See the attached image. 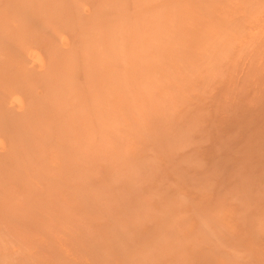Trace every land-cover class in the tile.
Instances as JSON below:
<instances>
[{
	"label": "bare ground",
	"instance_id": "1",
	"mask_svg": "<svg viewBox=\"0 0 264 264\" xmlns=\"http://www.w3.org/2000/svg\"><path fill=\"white\" fill-rule=\"evenodd\" d=\"M9 2L0 8V264H264L262 131L261 144L244 137L260 145L250 148L255 170L247 147L231 145L244 139L239 123L226 144L238 153L221 137L264 84V0ZM256 98L246 105L264 104ZM211 139L226 153L214 141L206 151ZM204 150L224 167L207 168ZM233 153L260 174L257 185L241 165L228 173ZM94 165L108 169L97 189ZM236 176L242 189L222 193ZM32 189L57 201L36 200L44 208L34 201L31 213L48 238L20 221L33 220ZM29 230L52 240L36 243Z\"/></svg>",
	"mask_w": 264,
	"mask_h": 264
},
{
	"label": "rangeland",
	"instance_id": "2",
	"mask_svg": "<svg viewBox=\"0 0 264 264\" xmlns=\"http://www.w3.org/2000/svg\"><path fill=\"white\" fill-rule=\"evenodd\" d=\"M4 1H7V2H4ZM9 1H11V0H0V8H1V7H2V8H5V7H3V4H4V6H7L8 4H11V2H9ZM8 2H9V3H8ZM1 3H2V6H1ZM5 4H6V5H5ZM2 17H3V16H2ZM0 18H1V17H0ZM3 18H4V17H3ZM0 20H1V19H0ZM0 22H1V21H0ZM1 23L4 24V20H2ZM1 23H0V26H2ZM263 77H264V76H263ZM260 78L262 79L261 76H260ZM257 80H258V79H257ZM257 80H256V81H257ZM253 82H254V81H253ZM253 82H252V83H253ZM257 82H260V79H259V81H257ZM262 82L264 83V78L262 79ZM256 84H257V83H255V85L252 84V86L254 85L253 87H256V86L258 85V84H257V85H256ZM250 85H251V84H250ZM260 85H262V83L258 85L259 87H261V88L259 89V91L261 90V92H259V95H257V94H258V92H257V94H256V95H257V98H256L255 96L252 97V96H253V93H254V95H255V93H256V90H254L255 92H253V89H257V88H253L252 86H251V87H252L253 89L250 87L252 90L250 89L251 91H249V92H247V91L244 92L243 95L246 94V95L248 96V94H250L251 92H253V93H251L252 95H249V97L253 98V100H254V98H256V101L259 100L258 98H260L261 95H263V97H264V94H263V92H264L263 90H264V89L262 90V87L264 88V86H263L264 84H263L262 86H260ZM220 89H221V88H220ZM257 90H258V89H257ZM218 91H219V90H218ZM225 91H227V90H226L225 87H223V89H221V91H220L221 93H220V92H219V93L216 92V93H217L218 96H219V94H220V95H221V94L223 95L224 93H226ZM262 91H263V92H262ZM22 93L25 94V92H22ZM80 93H83V92H80ZM85 93H87V92H85ZM260 93H262V94H260ZM217 94H215V95H217ZM222 95H221V96H222ZM243 95L241 94V96H243ZM246 95H245V96H246ZM218 96H217V97H218ZM223 96H224V95H223ZM258 96H260V97H258ZM243 97H244V96H243ZM243 97H242V99H241V97H240L239 99L242 101L243 99H245V98H243ZM247 98H248V97H247ZM247 98H246V99H247ZM251 98L245 100V102H247L248 100H250V103H251V100H252ZM260 100H261V99H260ZM238 101H239V100H238ZM241 101H239L240 104H241ZM243 101H244V100H243ZM243 101H242L243 106H239V107H243V109L237 107L238 110H239L240 112L242 111V113H239V115H238V113H237V112H239L238 110H237V111L234 110V111H233L234 113L232 112L230 118H231L232 116H234V115H235V116H234V118L232 117L231 120H230L229 122L226 120L227 122L224 124L225 126L223 125V127H224V129H225L224 132H223V130H222L223 134H224V133H226V134H224L225 136L223 135V136H221V137H223V138L225 137V138H224V140H225L226 137L228 138V136H229L228 133L232 134V135L234 136V138H235V136H239V135L241 136L242 134H243V135L245 134L246 136H243V135H242V137L239 136V137H237V138L239 139V138L247 137V139H248V137L250 138V136H252L253 138L256 137V138H255V139H256V143H255V141H253V144L255 143L254 145H256V144H258V143L261 144V141H262L261 137L264 138V135H263V134H264V132H263V131H264V129H263V128H264V124H263L264 122H263L262 124H261V122H262L264 119L261 120V122H259V118L261 117V119H262V118L264 117V115H263V114H264V109H263L264 104L262 103V102H264V99H262V101H258V104L260 105V104L262 103L261 105H263V106H261V105L258 106L257 104L254 105V103L251 104V105H253L254 107L257 106V107L255 108V111H254V109H253L254 107H251V106H250V108H252V109H250V108H249V105H246V104H248V102L245 103V102H243ZM239 102H238V103H239ZM244 103H245V104H244ZM242 104H241V105H242ZM214 105H215V104H214ZM214 105H213V106H214ZM238 105H239V104H238ZM213 106H212L211 109H214ZM215 107H216V106H215ZM246 107H247V108H246ZM245 108H246V109H245ZM248 108H249L250 110H247ZM211 109H210V110H211ZM244 109H245V110H244ZM256 109H257V111H256ZM259 110H260V111H259ZM215 111H216V110H215ZM215 111H214V113H215ZM248 111H252V112L249 113ZM217 112H218V111H217ZM253 112H256L257 114H256V113L253 114ZM212 113H213V111H212ZM214 113H213V115L216 114V113H215V114H214ZM243 113H249V114H243ZM233 114H234V115H233ZM236 114H237V116H236ZM252 114H253V115H252ZM218 115H219V114H216V117H218ZM240 115H241V116H240ZM247 115H248V116H251V117H250L251 119H254V118H255V119L253 120V121H254L253 123L250 122L251 125H253V126H251V125L249 124V122H248V124H247V122H246V118L248 117ZM239 116H240V118H239ZM244 116H245V119H244L245 121H243ZM253 116H255V117H253ZM256 116H258V118H256ZM211 117L214 119L215 116L213 117L212 114H211ZM216 117H215V119H214V121H213L214 123H217V122H218V121L216 120ZM219 117H220V115H219ZM235 117H236V118H235ZM237 117H238V118H237ZM252 117H253V118H252ZM250 118L248 117V118H247V121H251ZM213 119H211V120H213ZM228 119H229V118H228ZM215 120H216L217 122H215ZM218 120H220V119H218ZM232 120H233V121H232ZM239 120H241V121H239ZM256 120H257V122H256ZM237 121H239V122H237ZM230 122H231V123H230ZM244 122H246L248 128L246 127V124H242V123H244ZM232 123H233L234 125H236V124L239 123L238 126L241 125V126L239 127V130L237 129L239 135H238L237 131H236V132H235V131H234V132H231V130L233 131V130H235L236 127H237V126L231 127V126H233V125H230V124H232ZM254 123H255V125H254ZM257 123H258V124H257ZM226 124H227V125H226ZM228 124L230 125L231 129L227 128L228 132H225V131H227L225 127H226V126H229ZM259 124H261V125L263 126V128H262L261 125H259ZM182 125H183V122L180 124L179 127H176V129H178V132H179L180 129L182 128V127H181ZM256 125H258L260 128L257 126V129H256V127H255ZM250 126L253 127V128H255V130H252L253 128H251ZM233 128H234V129H233ZM246 128H247L248 130L251 128V129H250V133H249L248 130H246ZM240 129L243 131V133H242V131L240 132ZM261 129H262V130H261ZM256 131H257V132H256ZM261 131H262V134L260 133ZM172 132H173V131H172ZM251 132H253V134H252ZM254 132H255V133H258V134H254ZM210 133H211V131H210ZM210 133H208V134H210ZM234 133H237V134H234ZM248 133H249V134H248ZM173 134H174V133H173ZM213 134H214V133H213ZM217 134H218V133H217ZM220 134H221V133H220ZM227 134H228V135H227ZM251 134H252V135H251ZM260 134H261V137L258 136V135H260ZM171 135H172V134H171ZM248 135H249V136H248ZM253 135H256V136H253ZM208 136H209V135H208ZM210 136H211V134H210ZM215 136H218V135H213L214 139H215ZM213 137H211V138H213ZM218 137H219V136H218ZM218 137H217L216 139H219V138H220V137H219V138H218ZM230 137H231V136H229V138H228V140H229L228 142H227V139H226V142H224V146H225V147H228V146H229V145H226V144H227V143L230 144L229 142L232 140ZM257 137H258V139H257ZM232 138H233V137H232ZM234 138H233V139H234ZM0 139L6 141V140H5L4 138H2V137H1ZM214 139H213V140L211 139V144H210V142L206 141V140H209V139H206V140H205V141L207 142V144H206L207 146H205V147H206V148H205L206 151H208V149H207L208 144L210 145L209 147L212 148V145H213V142H212V141H214V146H216V147H213V148L216 149V148L218 147V145H219L220 140H222V138H221L219 141H218V140L215 141ZM224 140H222V141H224ZM239 140H241V139H239ZM239 140L234 139V140H232L233 142L231 141V143H232V144H231L232 147H233V145L235 146V141H236V145H238V146L233 147V149H234V150H235V148H237V149H241L240 146H242V147H243V148H242L243 151L246 150V152H247V151L249 150V153H248V154L246 153V155L251 154V155H250L251 157H249V159H248V158L246 159V160H248L247 164H248L251 160H252L251 162L253 163V160L257 157V156L255 157V155H256V153H257L258 151H257V152H254V151H252V150H253V149L256 150L257 147H258V148L260 147V145H258V146L256 147V146H254L253 144L248 143V141H249L250 139H249V140H246L245 138L243 139V140H246L247 142H246V141H243V140H241V141H242V142H241V141H239ZM253 140H254V139H253ZM263 140H264V139H263ZM209 141H210V140H209ZM237 141H238V143H237ZM251 141H252V140H251ZM257 141H258V142H257ZM249 142H250V141H249ZM263 142H264V141H263ZM204 143H205V142H204ZM220 143H221V142H220ZM222 143H223V142H222ZM222 143H221V144H222ZM233 143H234V144H233ZM251 143H252V142H251ZM221 144H220V145H221ZM204 145H205V144H204ZM220 145H219V146H220ZM231 145H230V146H231ZM224 146H222L224 149L220 146V147H221V148L219 147L220 150L222 149V150L225 151L226 148H225ZM245 146L247 147L248 150L244 148ZM209 147H208V148H209ZM239 147H240V148H239ZM203 148H204V147H203ZM203 148H202V152H203ZM219 148H218V149H219ZM250 148H251L252 150H251ZM261 148H262V147H261ZM228 149L231 150V152H234L233 149H231V148H229V147L227 148V150H228ZM237 149H236L235 152L238 151ZM212 150H213V149H212ZM212 150H211V151H212ZM229 150H228V151H229ZM206 151L204 150L205 153H208V152H206ZM211 151L209 152V153L212 154V155H211V158H210V156H209V155H210L209 153H208V155H206V157L209 156V158L212 159V161H210V162H212V163H209V158H208V165H207V168H209L212 164L217 163V161H215V163H213V160H215L216 158H213L214 155H213V153H212ZM228 151H227L228 155H229V154L232 155V153H231V152H228ZM241 151H242V150H241ZM235 152H234V153H235ZM259 152H260V151H259ZM224 153H226V151H225ZM234 153H233V157H234V156H235V157L237 156V158H238V155H235ZM237 153H238V152H237ZM239 153H240V152H239ZM242 153H243V152H242ZM242 153H241V154H242ZM244 154H245V152H244ZM254 154H255V155H254ZM258 154H260V153H258ZM263 154H264V152H263ZM263 154L261 153L260 158L264 157ZM231 155L228 156V157L222 156V158L225 157L224 159L230 157L229 159H227V160H229V161H228V162H229L228 164H230V165H228V164L226 163V164L229 166V168H227L228 166L225 167V168H227L228 173L232 171V170H230V169H232V167H233V170H234V169L236 170V169H237L236 166H240V165H241V164L239 165V161L241 162V159H243V161H246L244 158H238L239 160L236 159L237 162H235V161H236V160H235V157H234V161H233V159H232L233 157H232ZM242 155H243V154H242ZM246 155H244V156L247 157ZM252 155H254V156H252ZM139 156H140V155H139ZM212 156H213V157H212ZM226 156H227V154H226ZM254 157H255V158H254ZM258 157H259V156H258ZM258 157H257V158H258ZM157 158H158V157H157ZM253 158H254V159H253ZM257 158H256V161H254V162H255V163H254L255 166H254V164H252V165H253L252 168H254L253 170H255V168L257 167V164H256V162H258V161H257ZM230 159H232V161H233L234 164L231 163ZM262 159H263V158H262ZM262 159H261L260 161H262ZM216 160H219V159H216ZM221 160H222V159H221ZM249 160H250V161H249ZM258 160H259V158H258ZM243 161H242L241 163H242V165L244 166L245 162H243ZM218 162H219V161H218ZM222 162H223V161H222ZM222 162H221L220 164H219V163H217V164H219V165L221 166V165H222ZM225 162H226V161L224 160V163H225ZM235 163H236V164H235ZM237 163H238V164H237ZM260 163H261V162H260ZM260 163L258 162V165H259ZM170 164H171V163H170ZM209 164H210V165H209ZM226 164H225V165H226ZM231 164H233V166H232ZM247 164H246V165H247ZM262 164H264V160L262 161ZM165 165H166V164H165ZM167 165H168V163H167ZM219 165H218V167H220ZM242 165L240 166V168H241V167L243 168ZM250 165H251V164H250ZM94 166H95V167H94V168H95V171H96V172L98 173V175L100 176V177L98 178V180H99L98 183H97V181H96V183H94V187L96 188L97 184H101L102 177L106 178L105 176L108 175V174L106 173V172L108 171V169H106L107 171H104V170H103V167H104V166L100 165V166H102L101 168H100V166H99V167L96 166V165H94ZM212 166H213V165H212ZM212 166H211V167H212ZM222 166H223V165H222ZM248 166H249V165L245 166V167L242 169V171H240V168H238V170H239V172H240V173L238 172V173H239V176H241V178H242V174H243L245 180H246V178L249 179V177H251V178L253 179V177H254V176H253V177L250 176V175H251V172L253 173V170L251 169V166H249V168H250L251 170L249 171V170L247 169V171H246V167L248 168ZM262 166H263V165H262ZM262 166H260V168H259V169H261V170H258V168H257V169H256L257 172L254 171V172H255V175H256L257 173L259 174L260 172H262ZM168 167H170V165H168ZM168 167H164V169H166V168H168ZM223 167H224V166H223ZM223 167H222V168H223ZM105 168H108V167L105 166ZM170 168H171V167H170ZM222 168H219V172H220V173L224 172V173H222V174H224V178H225V177L227 176L228 173L226 174V173H225L226 171H222V170H226V169H224V168L222 169ZM164 169H163V170H164ZM166 170L168 171L169 169H166ZM166 170H165V171H166ZM170 170H171V169H170ZM208 170H212V169H207V171H208ZM220 170H221V171H220ZM238 170H237V171H238ZM243 170H244V172L246 171L247 173L249 172L250 174H249V173L247 174L246 172H245V174L242 173ZM263 170H264V168H263ZM165 171H164V172H165ZM167 171H166V172H167ZM259 171H260V172H259ZM96 172H95V173H96ZM166 172H165V173H166ZM168 172H169V174L166 173V175H165V174H163V175H165V176L170 175L171 171H168ZM235 172H236V171H234L233 174H234V175H237V173H235ZM100 173H101L103 176H101ZM209 173H210V172H209ZM211 173H213V171H211ZM231 173H232V172H231ZM231 173H230V175H231ZM222 174H219V176H220V181H222V180H221V179H222L221 176H223ZM240 174H241V175H240ZM225 175H226V176H225ZM234 175H233V176H234ZM252 175H253V174H252ZM259 175H260V174H259ZM259 175H256V176L254 177L255 179H254V181H252V182H253L252 185H254V182L256 181V178H257V176H259ZM219 176H218V177H219ZM228 176H229V175H228ZM228 176H227V178L229 179L230 176H229V177H228ZM245 176H247V177H245ZM234 177H235V176H234ZM234 177L231 178V179H234V180H231V179H230V180H227V179H226L225 182H224V186H222V185L220 186V188L223 187L224 190H223L222 188H221L220 190H221V191L223 190V191H225V193H228V194H229V193L235 192V190H236L237 188H238V189H242V187H240V186L237 185V184L235 185V186H237V187L234 186V188H236V189L232 188L233 184H235L234 181H235L237 178L240 179V177H237V176H236V178H234ZM167 178H168V176H167ZM258 178H259V177H258ZM100 179H101V180H100ZM252 179H249V180H252ZM245 180H243V181H245ZM259 180H260V178L258 179V181H259ZM223 181H224V179H223ZM223 181H222V182H223ZM237 181H238V180H237ZM239 181H240V180H239ZM258 181H257V182H258ZM10 182H11V181H10ZM94 182H95V181H94ZM231 182H232L233 184H232ZM92 183H93V182H92ZM105 183H107L106 180H105ZM105 183H103V184H105ZM220 183H221V182H220ZM236 183H237V182H236ZM238 183H239V182H238ZM249 183H251V182H249ZM221 184H222V183H221ZM262 184H263V187H264V180H263ZM95 185H96V186H95ZM255 185H257L256 182H255ZM91 186H92V188H93V184H92ZM106 186H109V187H108V189H109V188H110L111 186H113V185H109V184H108V185H104V186L102 185V187H105V189H107ZM238 186H239V187H238ZM99 187H100V185H99ZM102 187H101V188H102ZM92 188H91V189H92ZM111 188H112V187H111ZM111 188H110V189H111ZM67 189H68V188H67ZM96 189H97V188H96ZM118 189H119V188H118ZM118 189H117V190H118ZM62 190H63V189H61V191H59V193L63 192ZM66 191H67V190L64 189V193H65V194H66ZM113 191H114V189H113ZM115 191H116V190H115ZM221 191H220V192H221ZM223 191H222V193H224ZM57 192H58V191H57ZM69 192H70V189H69V191H68L67 193H69ZM30 193H31V192H30ZM30 193H28V195H30ZM59 193H58V195H60ZM64 193L61 194L62 197H63V199H64V195H63ZM222 193H221V195H222ZM46 196H48V195H46V194L38 195V191H35L34 189H32L31 198H30V196H29V198H28L29 200H28V199H27V200L29 201L30 204L34 203V204H32L31 206L35 205L36 200H39V199H40V201H42V203H43V205H44V203H46V200H45V199H47ZM65 196H68V194H66ZM48 197H49V199H51V200L53 199V198H51V195H49ZM60 197H61V196H60ZM69 197H70V196H68V198H69ZM58 198H59V197L57 196V200H59ZM70 198H71V197H70ZM70 198H69V199H70ZM73 198H74V197H73ZM76 198L78 199V197H76ZM76 198H74V199L76 200ZM30 199H31V200H30ZM49 199H48V200H49ZM63 199L61 198V200H59V201H61V204H62V205H63V203H64V202H63ZM65 199H67V197H66ZM74 199H70V202H71L72 205L74 204V206H76V205H75V200H74ZM27 200H26L25 202H27ZM44 200H45V202H43ZM73 200H74V201H73ZM31 201H32V203H31ZM34 201H35V202H34ZM59 201H58V202H59ZM64 201H65V200H64ZM37 202H38V201H37ZM37 202H36V205H39L41 208H44L45 205L43 206L41 203H38V204H37ZM50 202H51V201H49V203H50ZM52 202H53V200H52ZM62 202H63V203H62ZM27 203H28V202H27ZM29 203H28V205H30ZM55 203H57V201H56ZM55 203L53 202V204H55ZM79 203H80V202H79ZM51 204H52V203H51ZM53 204H52V205H53ZM61 204H59V205H61ZM76 204L78 205L77 202H76ZM25 205L28 206L27 204H25ZM49 205H50V204H49ZM49 205H48V206H49ZM59 205H55V206L57 207V206H59ZM22 206H23L22 209H23V208H24V209L26 208V209L24 210V212L26 213V211H28V210H27V207H25L24 205H22ZM48 206H46V207H48ZM55 206H54V207H55ZM29 207H30V206H28V209H29ZM35 207H36V206H35ZM40 207H39V208H40ZM39 208L37 209V207L34 208V206H33L32 208H30V211H29L30 213H26V216H27L28 214H30V216H29V215L27 216V217H30L29 219H32V218H33V220H31V221H30V220L28 221V218L25 216V213H23V210L20 208V211L22 210V213H21L20 215H23V214H24V215H23L24 217L22 216V218L25 220V217H26L28 223H27L26 221L23 222V220H20V221H21V223H23V224H27L30 230H33L34 227L37 226L36 229H35V230H37V232L40 231V230H38V229H41V231L44 232V234H41V237H42L43 235H46V237L48 238V236H47V235H48V232H46V231L44 230V228L41 226L42 223H41L40 225L37 223V224L39 225V228H38V225H34V223H35L34 219L37 220V219H39V217L37 218V215H35V214H32V215H31V213H33L34 210H39ZM41 208H40V209H41ZM75 208H76V207H75ZM75 208H74V209H75ZM76 209H77V208H76ZM76 209H75V210H76ZM72 210H73V206H72ZM75 210H74V211H75ZM74 211H73V213H74ZM76 211H77V210H76ZM69 212H70V213H69V216H70L71 211H69ZM53 214H55V213H53ZM74 214H75V213H74ZM67 215H68V214H67ZM31 217H32V218H31ZM19 218H21V217H19ZM19 218H18V219H19ZM51 218H53L52 220L55 219L54 217H51ZM39 220H40V219H39ZM32 221H33V225L31 226V225H29V222L32 223ZM37 221H38V220H37ZM38 222H39V221H38ZM40 226H41V227H40ZM32 227H33V228H32ZM37 228H38V229H37ZM30 230H29V233L31 232ZM58 230H59L58 228L54 229L53 233L55 234V231H58ZM41 231H40V233H43V232H41ZM45 232H46L47 234H45ZM32 233H33V231H32ZM49 233H50V232H49ZM53 233H52V234H53ZM58 233H59V232H58ZM34 234H36V232H35ZM37 234H38V233H37ZM52 234H49V236L52 235ZM54 234H53V235H54ZM60 234H61V233H59L58 235H60ZM53 235H52L51 238H53V237L55 238V236H53ZM55 235H57V233H56ZM30 236H31L32 240H33V238H34L33 241L36 240V241H35L36 243H40V242H43V241L48 242V240H49V241L52 240V239H47L45 236H44V238H45V240H44V239L41 238L40 236H38V237H37V236L35 237V235L33 236L31 233H30ZM38 238H39V239H38ZM54 238H53V239H54ZM38 240H39V241H38ZM32 243H33V242H32ZM32 243H31V244H32ZM31 244H30V245H31ZM78 244L81 245V244H82L81 241H80ZM83 245H84V243H83ZM26 248H27V247H26ZM79 249H80V247H79ZM79 249H78V250H79ZM36 258H37V257H36ZM36 258H35V260H36ZM32 259H33V258H32ZM35 260H34V261H35ZM39 261H40V259L37 260L36 263H33V262H32V263H33V264H41V263L44 264L43 261H42V262L40 261L41 263H39ZM81 262H82V261H81ZM81 262H80V263H81ZM46 263H49V262H46ZM14 264H19V262L16 261Z\"/></svg>",
	"mask_w": 264,
	"mask_h": 264
}]
</instances>
